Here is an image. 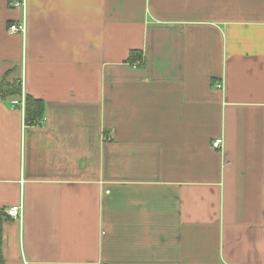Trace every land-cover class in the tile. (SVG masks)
I'll list each match as a JSON object with an SVG mask.
<instances>
[{
  "label": "crops",
  "instance_id": "crops-1",
  "mask_svg": "<svg viewBox=\"0 0 264 264\" xmlns=\"http://www.w3.org/2000/svg\"><path fill=\"white\" fill-rule=\"evenodd\" d=\"M12 2L45 115L0 99L5 264H264V0Z\"/></svg>",
  "mask_w": 264,
  "mask_h": 264
},
{
  "label": "trees",
  "instance_id": "trees-1",
  "mask_svg": "<svg viewBox=\"0 0 264 264\" xmlns=\"http://www.w3.org/2000/svg\"><path fill=\"white\" fill-rule=\"evenodd\" d=\"M139 52L133 50L128 58L129 63L136 62V55ZM21 96V83L19 80H9L8 77H4L0 81V99L6 100L8 98H16ZM45 115V103L43 100L37 99L31 95L26 96L25 106V122L29 125H37L43 119ZM4 212L0 210V264H5L2 255V219Z\"/></svg>",
  "mask_w": 264,
  "mask_h": 264
},
{
  "label": "built area",
  "instance_id": "built-area-1",
  "mask_svg": "<svg viewBox=\"0 0 264 264\" xmlns=\"http://www.w3.org/2000/svg\"><path fill=\"white\" fill-rule=\"evenodd\" d=\"M12 6L17 9H22L24 12V18L21 23H15L10 26V32H26V8H27V0H13ZM222 87L221 84H219ZM21 96L20 98H12L11 106L12 107H20L23 111L26 106V92L23 81L21 82ZM213 146L216 148H221L223 146V138H218L213 142ZM23 213V209L21 206H13L7 210V214L12 218H21Z\"/></svg>",
  "mask_w": 264,
  "mask_h": 264
}]
</instances>
